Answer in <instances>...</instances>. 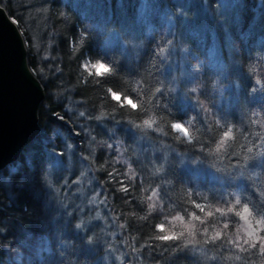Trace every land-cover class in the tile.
Returning a JSON list of instances; mask_svg holds the SVG:
<instances>
[{"label": "trees", "instance_id": "obj_1", "mask_svg": "<svg viewBox=\"0 0 264 264\" xmlns=\"http://www.w3.org/2000/svg\"><path fill=\"white\" fill-rule=\"evenodd\" d=\"M161 3L152 9L146 1L154 25L147 34L143 0H0L44 90L39 133L0 170V264H264L259 249L241 253L223 235L205 242L198 232L195 245L184 237L158 239L178 231L164 217L203 216L193 202L214 211L240 195L264 216V157H255V146L264 145V0H242L236 16L222 7L224 34H191L183 78H173V61L159 56L173 40ZM86 59L108 63L113 74L88 76L81 68ZM110 88L132 97L138 109L113 101ZM149 118L152 128L143 124ZM176 121L189 128L192 143L172 130ZM229 127L233 139L215 152ZM66 144L98 187L97 221L55 177ZM225 219L230 226L223 231L234 239L243 222L232 214L209 218V231L213 224L222 229ZM79 220L83 231L73 227Z\"/></svg>", "mask_w": 264, "mask_h": 264}, {"label": "water", "instance_id": "obj_2", "mask_svg": "<svg viewBox=\"0 0 264 264\" xmlns=\"http://www.w3.org/2000/svg\"><path fill=\"white\" fill-rule=\"evenodd\" d=\"M43 87L27 63L23 35L0 5V170L40 131Z\"/></svg>", "mask_w": 264, "mask_h": 264}, {"label": "rangeland", "instance_id": "obj_3", "mask_svg": "<svg viewBox=\"0 0 264 264\" xmlns=\"http://www.w3.org/2000/svg\"><path fill=\"white\" fill-rule=\"evenodd\" d=\"M143 1L145 4L142 7L141 15L145 21L151 18V3L156 1L159 3L162 1L158 6L160 12L163 13L169 24V31L175 40V46L179 47L183 53L177 56L173 51L167 58L168 61H173L172 67L170 68L173 78H175L177 74L183 78L182 76L185 73L184 54L187 48L188 37L194 32L199 31V33H207V35L214 38L216 34H224L227 31L226 24L222 18L223 16L219 14L221 12L223 13L226 7L228 10H235L234 14L236 16L238 7L242 4V0H148L150 2L149 5H151L150 8V6L146 4L147 0ZM255 1L259 4L262 0ZM222 7H224V9H222ZM218 16L220 19L218 18V21L216 20V22H214V18ZM65 122L68 124L67 121ZM70 132L73 133V130H70ZM68 145L69 144H66V162L63 168H57L55 170V177L61 184H65L63 193L67 192L69 199L76 197V203L83 201L80 208H85V211L90 213V218L97 221L99 218H102V209L97 198L98 187L94 183L92 176H88V174L83 171V167L77 164L79 162H73L70 153L71 147L69 148ZM72 181L75 186L71 184ZM103 225L105 226L104 223ZM106 228L107 226L104 227V230H106ZM11 257L16 260L19 258V255L18 253H14Z\"/></svg>", "mask_w": 264, "mask_h": 264}, {"label": "clouds", "instance_id": "obj_4", "mask_svg": "<svg viewBox=\"0 0 264 264\" xmlns=\"http://www.w3.org/2000/svg\"><path fill=\"white\" fill-rule=\"evenodd\" d=\"M125 44L129 42L127 40L124 41ZM94 64H105L106 67L112 69V71L105 72L104 69H101V73L97 74L93 69L92 65ZM85 65L87 67H85ZM81 68L84 72L88 74V76L96 77V78H104L113 74V68L109 66L108 63L102 62L99 59H96L94 62L91 60H85L81 64ZM251 73L253 69H248ZM254 83L259 85L261 83L258 77H254ZM159 90V89H157ZM112 89H109V92L112 93ZM195 92V89H192ZM128 104L129 108L136 110V108L132 107V104H137L135 101H125ZM155 123V119L149 118L143 121V124L148 128H152ZM171 128L174 132L181 134L188 143H192L193 135L190 132L189 128L185 126L184 123L176 121L171 124ZM233 139V129L229 127L226 131L223 132L222 137L219 139L218 143L215 145V152L219 153L224 150L225 145L228 141ZM256 145L258 151L261 149ZM254 146L247 147V153H253ZM245 160L248 159L247 156L244 157ZM150 201L153 203L148 204V208L150 210H155L156 208V199L157 193L153 191L151 195L148 197ZM195 208L198 209L203 216L198 215L196 212H191L186 219L184 215L179 212L176 213L171 218L164 217V221L167 222L168 225H171L172 228H177L178 231H172L168 229V234L173 235L175 237L181 238L184 237L185 245H195L199 243L197 240V233H201L206 239L205 242L208 241H217L220 240L222 235L228 237V243L232 244L236 249L241 253L248 252L250 249L256 248V243L259 242V252L264 253V216L258 215L249 204L242 202L241 196L237 195L233 198L232 202L227 207H215L213 210H207L200 203H195ZM247 210V211H245ZM215 214H219L221 217L227 218L230 214L239 218V221H242L243 224L236 228L235 238L233 239L229 236L227 230L229 229L230 222L225 219L222 225V229L220 227H216L215 224L212 225L213 230L210 232L209 227L207 226V221L209 218H214ZM199 225H205L203 228H200ZM161 226L166 230V224L160 223L157 225L158 230L160 231ZM237 260H240V256H236Z\"/></svg>", "mask_w": 264, "mask_h": 264}, {"label": "snow or ice", "instance_id": "obj_5", "mask_svg": "<svg viewBox=\"0 0 264 264\" xmlns=\"http://www.w3.org/2000/svg\"><path fill=\"white\" fill-rule=\"evenodd\" d=\"M151 20H152V18H149V19L146 20V21H142V24L144 25V27H145V31H146L147 34H150V33L153 31V29H154V25L152 24ZM142 41H143V40H142ZM83 42H84V37L82 36V37H81V40H80V43L82 44ZM173 51L175 52V54H176L177 56H179V54H183L182 51H181V49H180L179 47H176V46H175L174 39L172 40V43L169 44V47H168L167 51H166V52H160V53H159V56H160V57H164L165 59H167L168 56H169V54H170L171 52H173ZM109 63H111V62H109ZM92 67H93V69L96 71L97 74H100V73H101V69H104L105 72L112 71V69L106 67L105 64H94V65H92ZM159 91H160V90H157V92H159ZM251 91L256 92L257 89L253 87V88L251 89ZM111 99H112L113 101L117 102L118 104L123 103V104L126 105V106H128V104L125 103L126 100H128L129 102H130V101H134V99H133L132 97L127 96V95H121V94H120L119 92H117V91H112V93H111ZM128 107H129V106H128ZM132 107L138 109L139 106H138V104H132ZM81 115H83V113H81ZM98 118H99V117H98ZM68 147L70 148L71 145H68ZM258 147H259L261 150L255 154V157H256V158L264 157V145H259ZM248 159H249V158H248ZM248 159H247V160H248ZM247 160H246V161H247ZM244 166L247 167L248 165L245 164ZM240 176H243V172L240 173ZM126 190H127V189H125V191H126ZM260 195H261V197H264V193H260ZM245 211H247V210H245ZM73 227H74V229H76V230H81V231H83V230L86 229V224H85L84 221L79 220L77 223H75V224L73 225ZM0 231H2V230H0ZM160 232H161V233L165 232V229L163 228V226H161ZM158 239L161 240V241H174V240H177V239H179V238H178V237H175V236H173V235H161V236L158 237ZM89 243H91V241H89ZM254 249H259V242L256 243V248H254Z\"/></svg>", "mask_w": 264, "mask_h": 264}]
</instances>
